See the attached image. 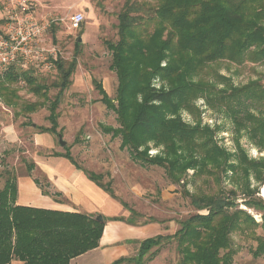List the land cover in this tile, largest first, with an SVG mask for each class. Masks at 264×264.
Instances as JSON below:
<instances>
[{"label":"trees","instance_id":"trees-1","mask_svg":"<svg viewBox=\"0 0 264 264\" xmlns=\"http://www.w3.org/2000/svg\"><path fill=\"white\" fill-rule=\"evenodd\" d=\"M117 19L118 39L104 41L112 56L110 68L118 79L116 97L93 79L100 101L116 113L118 122L117 127L100 125L103 132L119 137L120 149H127L135 163L164 168L171 183L184 180L182 185L186 186L189 170L216 178L219 173L241 172L250 194L257 193L259 187L250 189L251 177L264 183V158H250L239 139L245 131L264 150V85L260 81L236 85L221 74L216 73L213 79L202 74L220 61L237 65L264 62V0H126ZM57 30V26L51 29L54 40ZM81 44L76 42L77 47ZM79 52L70 61L61 57L55 61L58 78L50 86L38 81L35 68L9 66L0 80V96L12 105L18 98L12 86L24 82L34 95L44 98L42 103L49 101L50 125L40 127V132L62 135L58 109L73 83ZM50 88L58 90L51 100ZM199 99L232 119L238 135L234 152L215 138L220 127L203 124L196 103ZM42 103L26 104L22 109L34 112ZM183 112L197 120H185ZM152 149L158 152L151 154ZM53 155L67 158L119 200L131 216L138 215L117 195L112 179L104 180L110 176L108 172L96 173L84 167L73 156L71 146ZM34 165H27L29 173ZM17 189V179L9 174L0 189V264H9L14 258L25 264H70L74 257L99 246L106 221L139 224L131 216L99 220L83 213L16 205ZM187 195L198 212L181 220L175 234L144 239L134 256L112 264H146L158 254L159 250L151 252L153 248L160 249L172 240L178 244L180 264H233L236 251L231 235L257 226L255 219L227 194ZM247 205L264 210L262 199L253 198ZM260 226L264 230V215ZM257 240L255 257L264 253V237Z\"/></svg>","mask_w":264,"mask_h":264},{"label":"rangeland","instance_id":"rangeland-1","mask_svg":"<svg viewBox=\"0 0 264 264\" xmlns=\"http://www.w3.org/2000/svg\"><path fill=\"white\" fill-rule=\"evenodd\" d=\"M78 5L66 3L68 0H0V19L4 20L11 12L26 14L32 12L40 20H53L47 32V41L57 50L59 57L70 61L75 52L79 50L78 66L73 75V83L64 93L59 106V130L66 145L60 144V137L52 135L53 147L46 144L39 145L38 135L40 127L49 126V101L34 95L24 82L14 84L18 98L12 105H7L4 97L0 96V189L3 188L9 174L17 176L28 174L27 165L33 163L39 156L51 152L64 151L71 146L73 156L84 167L96 173H109L105 181L114 174L112 184L115 192L125 200L130 207L137 211L136 222L143 224L145 220H154L151 223L162 224L163 235H173L180 228L179 222L197 213L191 202L192 194H219L224 193L234 199L238 208L244 209L253 216L257 226L234 231L231 235L232 245L236 253L233 264H264V253L254 256L258 246V237H264V230L260 226L263 222L264 210L247 205L253 198L264 202V183L259 184L251 177V190L259 187L258 192L250 194L247 189L245 176L239 172L233 174L219 173L214 175L194 174L189 170L187 185L171 183L164 168L160 166H141L135 163L127 149H120V138H112L111 134L103 132L100 125L117 127L116 113L108 109L101 101L100 94L93 84V79L101 81L112 97H116L118 79L116 73L110 68L112 56L105 40L116 41L118 33L117 14L126 0H74ZM76 12H82L84 22L78 29L70 26V18ZM57 26L56 40L53 38L52 27ZM81 38L82 44L76 46ZM221 74L231 79L236 85H244L250 81H260L264 85V62H246L237 65L228 61L214 63L207 68L202 77L213 79V75ZM0 73V80L2 79ZM34 75L41 83L50 86L58 78L56 66L43 70L36 69ZM157 86L160 82L156 81ZM58 93L56 88H50L49 99ZM42 103L34 112H25L22 108L26 104ZM197 106L201 113L203 124L211 128L220 127L215 135L219 144L229 151H235L237 133L230 116L218 109L208 107L203 99H199ZM187 121H196V117L183 112ZM49 134V133H48ZM79 141L76 143V138ZM242 147L248 152L250 158H264V150L257 147L242 131L240 136ZM157 153L156 149L152 150ZM107 158V159H105ZM108 166L109 171L101 170L99 161ZM106 160V162H105ZM35 168V165H34ZM33 168V169H34ZM41 180H45L41 177ZM234 193V194H232ZM113 208H105V213H115ZM202 212H206L203 210ZM175 240L165 243L160 249L153 248L158 254L146 264H180L181 255ZM134 256V255H133Z\"/></svg>","mask_w":264,"mask_h":264},{"label":"crops","instance_id":"crops-1","mask_svg":"<svg viewBox=\"0 0 264 264\" xmlns=\"http://www.w3.org/2000/svg\"><path fill=\"white\" fill-rule=\"evenodd\" d=\"M74 3L78 5L79 2L68 0L66 4ZM52 135L50 133L38 135L39 145L46 144L53 147ZM53 153L39 156L34 161L35 168L30 173L17 176L16 205L77 212L95 217H129V210L119 200L112 198L67 158L54 156ZM98 161L102 172L109 171L108 164ZM110 173L111 179H114V174L111 171ZM41 177L45 180L42 181ZM107 207L115 209V213H105ZM162 232V224L159 222L129 224L123 220H108L99 246L74 257L70 264H112L122 257L135 255L140 241ZM9 264H25V262L14 258Z\"/></svg>","mask_w":264,"mask_h":264},{"label":"built area","instance_id":"built-area-1","mask_svg":"<svg viewBox=\"0 0 264 264\" xmlns=\"http://www.w3.org/2000/svg\"><path fill=\"white\" fill-rule=\"evenodd\" d=\"M84 20L82 12L74 13L70 18L71 28L78 29ZM52 23L53 20L38 19L32 12H11L0 24V73L13 64L23 69L52 68L58 53L47 41Z\"/></svg>","mask_w":264,"mask_h":264},{"label":"water","instance_id":"water-1","mask_svg":"<svg viewBox=\"0 0 264 264\" xmlns=\"http://www.w3.org/2000/svg\"><path fill=\"white\" fill-rule=\"evenodd\" d=\"M78 41H81V38H79ZM59 137H60V144L63 146L66 145V141L63 139L62 135H59ZM98 219L103 220V217L99 216Z\"/></svg>","mask_w":264,"mask_h":264}]
</instances>
